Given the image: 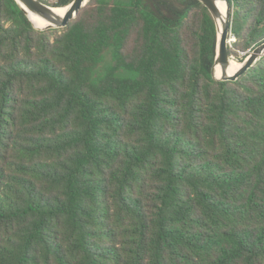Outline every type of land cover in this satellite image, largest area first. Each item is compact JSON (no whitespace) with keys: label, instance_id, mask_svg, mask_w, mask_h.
Listing matches in <instances>:
<instances>
[{"label":"trees","instance_id":"trees-1","mask_svg":"<svg viewBox=\"0 0 264 264\" xmlns=\"http://www.w3.org/2000/svg\"><path fill=\"white\" fill-rule=\"evenodd\" d=\"M227 1L242 63L264 0ZM217 40L199 0H0V264H264V57L216 80Z\"/></svg>","mask_w":264,"mask_h":264},{"label":"water","instance_id":"water-1","mask_svg":"<svg viewBox=\"0 0 264 264\" xmlns=\"http://www.w3.org/2000/svg\"><path fill=\"white\" fill-rule=\"evenodd\" d=\"M20 5L25 15L32 23L35 29L44 31L49 29L66 28L69 23L74 20L79 11L87 5L89 0H73V2L64 8H68L63 16H60L56 9L57 7L46 4L43 0H16ZM211 12L218 32L217 40V56L215 66H218L221 71V77L216 80L220 81H237L249 69L255 66L264 57V43L254 49L251 54L241 63L240 69L235 73H230L229 64L231 60L230 48L232 41V14L231 7L227 0H199ZM225 2L227 5L226 21L219 25V21L223 20V14L219 8V3ZM39 21H42L46 26H40ZM214 72V71H213Z\"/></svg>","mask_w":264,"mask_h":264},{"label":"bare ground","instance_id":"bare-ground-1","mask_svg":"<svg viewBox=\"0 0 264 264\" xmlns=\"http://www.w3.org/2000/svg\"><path fill=\"white\" fill-rule=\"evenodd\" d=\"M219 8L223 14V20H220L219 21V25L221 26L222 25V22L223 21H226V18H227V5L225 2H220L219 3ZM68 10V8H58L56 9V12L60 15V16H63L66 11ZM40 26H46V24L42 21H39L38 22ZM241 67V64L235 62V61H230V64H229V71L230 73H235L237 72ZM216 71H215V76L217 78H220L221 77V71H220V68L218 66L215 67Z\"/></svg>","mask_w":264,"mask_h":264},{"label":"rangeland","instance_id":"rangeland-1","mask_svg":"<svg viewBox=\"0 0 264 264\" xmlns=\"http://www.w3.org/2000/svg\"><path fill=\"white\" fill-rule=\"evenodd\" d=\"M43 1L47 2L48 4H53V3L55 2V0H43ZM231 37H232V41L234 42V41H235V38H233V35H232ZM232 41H231V47H232V44H233ZM246 54H248V55H247V57H248V56L251 54L250 50H249ZM246 54H245V55H246ZM230 61H235V62L241 64L240 62H238L236 59H233V58H231Z\"/></svg>","mask_w":264,"mask_h":264},{"label":"built area","instance_id":"built-area-1","mask_svg":"<svg viewBox=\"0 0 264 264\" xmlns=\"http://www.w3.org/2000/svg\"><path fill=\"white\" fill-rule=\"evenodd\" d=\"M250 52H252V51H250Z\"/></svg>","mask_w":264,"mask_h":264}]
</instances>
